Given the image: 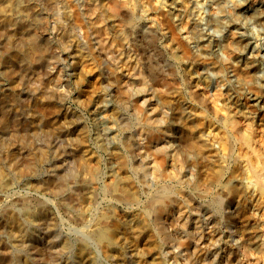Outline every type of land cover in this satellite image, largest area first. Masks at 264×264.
Instances as JSON below:
<instances>
[{
    "label": "rangeland",
    "instance_id": "rangeland-1",
    "mask_svg": "<svg viewBox=\"0 0 264 264\" xmlns=\"http://www.w3.org/2000/svg\"><path fill=\"white\" fill-rule=\"evenodd\" d=\"M88 1L51 0L53 4L38 5L39 13L36 16L38 18H36L38 20L36 23L39 24L37 23L36 34H39L45 41L48 40L46 45L47 48L50 45L48 51L55 56L50 55L52 58H48L45 65L48 64V72H57L60 78L57 84L55 83V86L47 91L44 87L47 86L51 77L46 73L47 71L44 72L42 67L43 73L39 67L30 71L31 73L29 72L31 77L27 73L24 78L20 76L19 69L17 70L15 67V82L18 80L16 84H19L21 89L18 87V98L14 99L16 103L14 102L13 107L11 106L14 108L13 121L17 122L20 126L19 132L24 135H28V133H24L23 129L27 123L26 115L31 112V108L35 107L39 100L47 102V98L48 102L59 106L60 112L68 116L71 130L83 129L81 130L84 132L82 149L86 155L85 159L90 167H97L96 177L91 179L89 185L93 193L92 198L87 195L83 196L84 198L81 200L83 201L84 225H80L77 221L79 213L75 212V200L73 199L75 192L68 190L62 194H56L46 189L44 184L48 179L69 178L77 171V154L74 155L73 151L76 144L73 140L74 135L66 137L61 134L63 132L55 133L53 131L43 133L40 129L32 140L33 143H30L27 139L28 136L23 135V138L19 136L13 131L11 124L8 123L7 126L0 124V165L2 168L5 166L6 174L10 173L5 176L4 188L0 191V210L8 205L19 208L21 199H26L31 207L34 208L40 204L51 214L52 231L48 237L44 234L43 225L35 230L36 237L42 238L38 243L41 257L35 259L36 262L31 261L33 262L31 264H74L73 261L76 260L78 254L74 250L73 244L77 243L84 244L93 252L96 264H116L105 256L103 247L89 233L101 224L112 227L116 232L121 230L126 234V240L123 241V238L119 239L116 232L113 236L110 232L111 237H114L113 254L119 259L118 263L120 264H151L150 253L157 257L159 264H210L207 260L216 252L221 257L217 264H264V194L262 192L264 189V113L249 108H240L239 110L240 105L245 103V98L242 96L243 94L236 96L234 94L238 93L230 92V87L232 88V85L235 87L233 83L239 79L230 68H224L223 72L225 73L216 69L215 71L212 69L214 66L205 60L179 54L180 49L172 39V32L162 23L163 12L167 8L164 2L167 0H129L136 6L138 5L134 20H132L133 24L131 23L126 29L109 27L107 30V36L111 40L120 34L126 38L125 42L128 46L125 42L122 45L113 44L115 53L118 55L132 54L134 61L130 67L138 68L143 72L148 71L151 62L158 61L157 64L155 62L158 79L150 81L147 88L144 87L145 99L151 98L152 105L158 108L160 114L170 121H172L177 105H180L182 109L187 107L186 110L189 111L191 117L189 125L194 131V138L202 145L204 153L206 154L207 151L209 154V156L201 158L194 153H189L185 157L182 142L187 138L188 133L186 130L178 132L176 125L168 122L162 126H165L164 128L170 132L169 138L162 135L147 138L145 136V160H143L139 149L130 148L124 144L130 134L134 136L133 133L136 132L139 125L138 117L141 114L140 111L138 114V110H136L138 109L136 95L144 94L143 87L140 86V90V87L137 89V85L129 84L131 80L130 75L125 73L127 71L121 72V76L117 78L113 73L103 71L105 68L103 66L106 65L105 61H108L106 59L102 60V64H99L96 59L92 63L77 60L74 68L66 59L65 53L68 46L71 48L70 51L82 52L86 55L91 54V48H89V36L84 26L76 23L60 24L58 22V8L63 7L74 19L75 6L83 5ZM233 1L224 0L223 5L228 8L246 3L244 7L249 11L256 6L257 2L259 3V0H235V4ZM188 2L184 0L183 3L192 5L194 12L190 13V10H185L182 13L176 12L178 17L176 30L190 52L197 51V32H205L218 44L224 45L228 32L222 26L218 28L213 26L209 20L217 17L220 21H228L230 14L219 13L220 10L216 2H210V0H188ZM139 10H143L145 13H141ZM124 14L125 12L121 13V15ZM124 17L126 16L124 15ZM195 22L201 23L197 29H193ZM246 26L249 28L246 31L249 30L248 33L253 34L252 36L255 38L256 51L251 59L255 60L257 68L264 71V26L258 27L250 21L248 24L246 22ZM64 27L68 29L66 30ZM65 31H68V34ZM65 35H68L67 47H64L65 44L61 42L62 39L66 40L64 39ZM23 44L20 42L19 45ZM221 50L224 51V49ZM223 51L218 50L216 52L219 53L216 54L227 58ZM172 53H178L180 57L176 56V59L175 54L173 56ZM211 57L214 58L215 54ZM224 58L215 59L225 60ZM172 68L175 72H171ZM169 71L171 75H169ZM36 74L38 77L39 74L42 77L39 78L40 85L43 82V84L46 83V78L48 83L42 87L33 85L34 80H39L36 79L38 78ZM225 75L226 81H221V77ZM18 76L20 79H17ZM169 76L179 82L181 93L179 96L165 101L169 87L161 84L159 80L163 78L170 80ZM203 76H205V81L202 80ZM107 78L108 82H106ZM1 80L3 81H0L1 84H4H2L3 86L0 84V88L3 87L0 92L4 91L6 88L4 86L7 85L5 83L9 82L6 78ZM215 92L219 94V97H215ZM247 93L252 94L248 90ZM102 104L106 105L108 109L99 108ZM22 107L24 109H21ZM21 110L25 111L22 113ZM113 112L119 113L120 121L109 123L108 120L111 119ZM226 118L227 120L230 118V120L227 121ZM0 119L2 120V117ZM105 127L116 130V137L110 136L106 139L102 135V130ZM164 139L168 140L174 151L177 148L176 151L180 149V153L183 154H180L182 158L177 159L171 150L166 157L165 166L160 167L155 153L156 148L164 144ZM243 139L245 140L243 141ZM150 141L157 143L155 147H152V151L146 147ZM34 146L38 148L41 146V149L46 148L45 151H49H46L49 155L47 160L37 167L35 173L22 172V175H17L19 178L15 177L14 171L10 170L6 160H9V156H13L18 161V163L16 161L18 167L25 166L29 162L28 154L32 153L33 149H37ZM123 159L127 161L128 170L126 172L119 168L121 167L120 161ZM143 161H145V171L140 167L144 165ZM200 165L204 167L202 171L207 174V182L203 179L205 175L201 173ZM216 171H219L220 174L218 183L208 182V179ZM122 172L130 178V182L129 184L124 183L121 189L126 192L128 197H134V202H122L109 190L111 185L122 179ZM233 175L241 178V184L238 187L240 198L232 206H229L224 200L220 204L221 206L218 205L220 202L216 204L212 202L215 201L214 198L218 194L226 198L225 189L227 190V186H230V177ZM160 186L171 187L172 192L175 190L174 194H177L176 207L183 206L181 211L190 220L187 224L189 236L183 237L172 226L179 214L176 213V210L172 211L171 209L167 217L160 212H148V201ZM176 190L178 191L176 192ZM61 200H63V204H61ZM68 205L70 207H66ZM199 207L200 209L208 207L213 212L217 237L212 245L211 240H206L210 237L205 232L204 225L208 227L209 221L205 219L204 215L197 216L202 229L200 231L205 239L196 242V251H194L191 240L194 226L192 221L196 218L197 210L195 208ZM140 220L145 221V224L149 226L148 230L145 229L144 235L138 234ZM243 223L247 225V233L244 231ZM0 238L5 239V234L0 233ZM65 239L73 246L64 251L61 249V245L64 241L66 242ZM254 241H259L260 245L256 246L257 243ZM50 243L55 246L53 244V246H49ZM21 251L19 253L20 261H27L26 258L29 260L33 257L31 249ZM1 253L4 257L7 256L3 250Z\"/></svg>",
    "mask_w": 264,
    "mask_h": 264
},
{
    "label": "bare ground",
    "instance_id": "bare-ground-1",
    "mask_svg": "<svg viewBox=\"0 0 264 264\" xmlns=\"http://www.w3.org/2000/svg\"><path fill=\"white\" fill-rule=\"evenodd\" d=\"M185 1L188 2V0H185ZM183 2L184 0H167L166 2H164L165 3L164 5L167 8L165 12H163V18H162L163 25L165 26V28H168L172 32V35H171L172 39L174 40V43L179 46V49H180L179 54L184 55L185 57L200 58L201 60H205L208 64H211L214 66L212 69L214 70L216 69L217 71L223 72L224 68H227V67L230 68L234 72V74L239 77V79L235 83H233L235 84V87H233L234 85H232V88L230 87L231 86L230 83H232V81L230 82L229 80L230 92L238 93V94H234L236 96L237 95L241 96V94H243L242 96H244L245 98V103L240 105L239 110L240 108L241 109L249 108L250 110L261 111L262 113H264V71L263 69L257 68L255 60L251 59L253 58V53L256 51L255 49L256 47L254 45L255 38L254 36H252L253 35L252 33H251L252 35L248 33L249 30L246 31V29L248 28L246 26V22L248 24V21L258 25V27L264 26V0H259V3L257 2L256 6L252 10H249V11L246 10L244 7L246 3H243L241 6L235 5L236 7L234 6V7L226 8L223 5L224 0H212V1L210 0V2H216V4L218 5V9L220 10L219 13L222 12L221 13L222 15H226V12L230 14L228 21H225V20L220 21L217 17L215 19L213 18L211 21L209 20V22L213 26L217 28L222 26L224 27V29H226V31L228 32L226 41L224 45L220 43L218 44L207 33L197 32V35H196L197 51H195L194 53L190 52L185 42L181 40L180 34L176 30V23L178 20L176 12L182 13L185 10H188V11L190 10V13L194 12L192 5L190 4L187 5V3L184 4ZM233 2L234 4L236 3L235 0ZM40 4L50 5L53 3L51 2V0H0V81H2L1 79H5V78L8 79L9 81V82L7 81L8 83H5L8 86L7 85L4 86L6 88L4 89V91H2L3 93L0 92V110L2 111V112L0 111L2 114V116L0 115V118L2 117V120L0 119L1 120L0 124L1 126H4V125L7 126L8 123L11 124L10 126H12L13 131L16 132L19 136H22V138L24 134L19 132L20 126L17 124V122L15 123L13 121L14 117L12 116V112H14L13 110L14 108H12L15 102L14 99L18 98V90H19L18 87L20 88L19 84H16L18 82L17 79H20V76L24 78L25 75H27V73L39 67L40 69L42 67L44 72H46L48 64L45 65V63L50 59L51 57L50 55H53V54H50L51 52L49 53L48 51V48L50 47V45H48L49 46L48 48L46 46L48 44L47 43L48 40L45 41L43 38L39 36V34L38 35L36 34L37 23H38V22L36 23V20L38 19L36 16L38 15L37 13H39L38 5ZM137 7L138 5L136 6V4L131 3L129 0H89L83 5L75 6L74 11H73L74 19L71 18V16L65 11L63 7L62 8L59 7L57 11L58 12L57 14H59V16L57 18L60 24L68 22V24L76 23V24L81 25L82 27L84 26L86 28L85 31L87 35L89 36L88 43H89V48H91V51H90L91 54H87V55L82 52L74 53L70 51L71 48L70 46H68L69 41L67 40L68 35H65V38L63 36V38L66 40L63 41L62 39L61 42L65 44L64 47L68 46L66 48L65 54L67 56L66 59L69 61L72 67L73 68L75 67L77 60H84V61H88V63H92V62H95L94 59H96L99 64H102V60L106 59L108 61H105L106 65L103 66L105 67L103 71H109L108 73H113L114 77L116 78L121 76V72L124 73L125 71H127L125 73L126 74L128 73L130 75V80H131L129 84L137 85L138 86L137 89H139V87L141 86L143 87L142 90L144 91V87L147 88L148 83L150 81L157 80L158 79V69H157L156 64L158 63V61H155L156 64L155 62H151L147 72H143L140 69L135 68V67L131 68L130 65L134 61L132 54L118 55L115 53V50L113 47V44L122 45L126 41V38L120 34V35H117L116 37H113L111 40L107 36L108 34L107 30L109 27L110 28L111 27H118V28L123 27L124 29H126L128 26H130L137 12ZM60 8L63 10H61ZM139 11L141 13H145V11L143 10H139ZM122 12H125L124 15L126 17H124V15H121ZM68 24H66L67 27H68ZM200 24L199 22H195L193 24V29H197L198 26H200ZM67 32L66 34H68ZM152 41L153 40H151V42ZM20 42L21 43L23 42L24 44L20 46L19 45ZM125 44L126 46H128L127 42H125ZM221 49H224L225 51L224 55H226L227 58H224V56L220 57L222 55L218 56L216 54V53H219V52H216L218 50L223 51ZM174 54H175L176 59L177 57H180L178 53H174ZM174 54L172 53L173 56ZM214 54H215V57L212 58L211 55L214 56ZM53 57L55 56L53 55ZM218 57L221 59L224 58L225 60H218V59L216 60L215 58H218ZM15 67H17V70L19 69L18 72L20 73V76H18L19 78L17 77L16 82H15L16 76L14 74ZM42 69H41V72L43 71ZM172 69L173 70L171 72H175L174 68ZM46 73L50 75L51 77L50 79L48 76V78L50 79V81H48L49 83L47 82V78H46V81L43 79V81L48 83L47 86L44 87L47 90L55 86V83L57 84L60 76L57 72H53V71L52 72L47 71ZM40 74H39V77L36 74L38 78L36 77L35 78L39 79L41 77ZM169 75H171L170 71H169ZM29 76L31 77V74ZM169 79L170 80L163 78L159 80L161 84L167 85L169 87L168 92L165 95V99H164L165 101H167L168 99L175 98L179 96V94L181 93V85L179 84V82L176 81L175 78L170 77V76H169ZM108 80L109 79L107 78L106 82H108ZM202 80L205 81V76L202 77ZM28 81H29V78H28ZM221 81H226V75L221 77ZM34 82L35 83L32 82L33 85L35 84L40 85L39 82H41V80L40 79L34 80ZM43 83L42 85H40V87L46 85V83L45 84ZM141 87H140V90H141ZM247 90L251 91L252 94L251 93L248 94ZM132 93L136 94L135 92H132ZM145 93L146 92L144 91V94L141 93L139 95H136L137 101L136 100L135 101L137 104L136 103L134 104L137 105V108H138L136 109L138 110L137 113L140 111L139 113L141 114V116L138 117L139 121L137 120L139 122L138 123L139 128L137 127V123H136V127H137L136 132L133 133L134 136L130 134L129 138L125 140L124 142L125 146H128L130 148L136 147L137 150L139 149L140 151L139 154H141L143 158L141 156L140 157L143 160H145V136L147 138V137H158L159 135H162L165 138H169L171 136L170 132L166 130L164 128L165 126L163 127L162 124L172 122L176 125L178 132L179 131L182 132L183 130H186L188 133L187 138L184 139L182 142V144L184 145V147L182 148H184V153L186 154L185 157L188 156L189 153H194L196 154L197 157H201V158L209 156L207 151H206V154L204 153L205 150H203L202 145L199 142H197L194 138V131L189 125V122H191V117L189 115V111L186 110L187 107L182 109L180 105H177L175 107V114L172 116V121H170L167 117L160 114L158 108L152 105L151 98L145 99ZM128 96H125V97L130 98ZM215 97L216 98L219 97V94L217 92H215ZM120 98L122 97L120 96ZM27 106H24V107L26 108ZM100 107H102V109L104 110L108 109V107L104 104L99 106V108ZM21 109H24V108L22 107ZM31 109H30L31 110L30 113H28V110L26 111L28 113L26 115L27 123L25 122L26 124L23 128L25 130L24 133H28V135L27 134L26 135L28 136L27 139H29L28 141H30V143L37 136L40 129H41V132L43 131V133L44 132L50 133L51 131H53L55 133L63 132L61 134L66 137H70L74 135L73 140H74V144L75 143L76 144H75V148H73V151H74V155L77 154L76 155L77 171L69 178L52 179V180L48 179V181L44 184H45L46 189H49L56 194H62L64 192H67L68 190H70L71 192H75L74 198L73 197L72 198L75 200V204L73 202L75 206V212L78 211L77 213H79V215L77 216V221L80 225H84L85 220L82 216V214L84 213L83 207H82L83 201L81 200H83L82 199L84 198L83 196H87V195H89V197L92 198L93 193L90 190L89 185H90V181H92L96 177L95 174H96L97 167L95 166L94 168L90 167V164H88V162L85 159L86 155L83 153V149H82L83 140H84V132L81 130L83 129L71 130L68 124V120H69L68 116L63 112H60L61 109L59 108V106H56L53 102H50V101L48 102V98H47V102L45 100L44 101L39 100V102L35 105V107ZM15 111L17 112V110ZM119 118H120L119 113L113 112V114L111 115V119H109L108 122L113 123L114 121L119 120ZM228 119L230 120V118ZM102 131H103L102 135L106 139L110 136L116 137L117 135L116 130L110 129L108 127H105V129H103ZM241 138H244V137H241ZM245 139H243V141ZM243 141L242 143H245ZM163 143H164L163 145L156 148V153H155L157 155V158H158L157 161L160 167L165 166V160L168 155V152L173 150V147L168 143V140L164 139ZM156 145L157 143L150 141L149 145H147L146 147L148 150L151 149L152 151V147H155ZM40 147L38 148L34 146V148H37V149H33L32 153L30 154L27 153L29 155V158H28L29 162L26 161L27 164L26 165L24 164L25 166L23 167L20 166L22 168L17 166L18 161L15 159V157L9 156V160H6V161H8V164H9L8 167L10 168V170L14 171L15 177H17V175L20 176V174L22 175V172H26V174H28L27 172L35 173L37 171V167L38 166L40 167V165H42L41 163L47 160L49 155L46 151L48 150L45 151L46 148H44L43 150L41 149L42 147L41 148ZM176 149L175 151L173 150V152L175 153L173 154V156H175L177 159L182 158L180 156L182 152L180 153V149H178L179 152L178 150L176 151ZM55 157H58V156H55ZM143 162H144V165L140 167L145 171V161ZM1 163L3 164V162ZM120 166L121 167L119 168L123 172H126V170H128L126 160L124 159L121 160ZM4 167L2 168L0 165V191H2L1 189L4 188L3 181H4L5 176H7L8 174V173L7 174L5 173ZM199 167L201 169L200 170L201 173L205 175L203 179H205L207 182V174H205V172L202 171L204 170V167L202 165H200ZM141 172L140 174H143ZM200 176L202 178L201 174ZM121 177L122 179L120 180H122L121 181L122 183L119 182L120 180H118V182L116 180L117 183L111 185L109 187V190L114 194V196L118 200L122 202H129V201L134 202L135 198L130 197V196L128 197L126 192L121 189L124 183L129 184L130 178L124 173H123V176L121 175ZM230 178H231L230 186H227L228 187L227 190L225 189L226 198H223L219 194L216 195V197L214 198L215 201H212V202H215V204L220 202L218 203V205H220L222 204V201L224 200L229 204V206H232L233 203L240 198V195L238 194L239 192L238 187H240L241 178L238 176H234V175L231 176ZM219 179H220L219 171L218 172L216 171L215 173H213L212 177L208 179V182L218 183ZM163 186H160L159 189H157L156 193L148 201V204H147L148 212H151V213L160 212L164 216L167 217L170 214L171 209L172 211L176 210V213H179V214L175 219V224L172 226L174 227L175 231L177 230V232L181 234L183 237L189 236L190 233L187 230V224L189 223L190 220L181 211L183 206L179 205L180 207L179 206L176 207V204H177L176 195L177 194L176 195L174 194L175 190L172 192L171 187H167V186L163 187ZM194 186L196 187V185ZM177 191L178 190H176V192ZM262 192L264 194V189L262 190ZM63 200H61L62 201L61 204H63ZM19 203H20L19 208H17L18 206L13 208L12 206L8 205L9 207L7 206L6 208H3L0 210V233L5 234V239L0 238V264H31L35 261V259L37 258L40 259L39 257H41V253H40L41 251L38 248V245H39L38 243L41 241L42 238L40 239L36 237L35 230L39 227H42L41 225H43L42 228L44 229V234L46 235V237H48L49 233L52 231L51 226H50L52 223L51 214L45 210L44 206L42 207V205L40 206L39 204V206L33 208V206L31 207L29 205L26 199L24 200L21 199ZM173 204L175 206H172ZM69 205L66 207H70ZM73 209L72 211H74ZM195 209L197 210V212H195L196 218L192 221L194 226H193V231H192L193 238L191 239L193 242L194 251H196V242L200 239L202 240L205 239V237L202 235V232L200 231L202 230L201 226L198 223V217L200 215L206 216L205 219L209 221L208 227L204 225L205 232L210 237V238H207L206 240L207 241L211 240V245H212V243L216 240V237H217V233H215L216 225L214 226L215 220L213 219L214 214L211 211V209L208 207H205L203 209H200L199 207ZM216 209L218 210V208ZM243 227H244L245 233H247L246 223L245 224L243 223ZM145 229L148 230L149 226L145 224V221L140 220L138 222V234L144 235ZM113 231L114 229L112 227H109L105 224L104 225L101 224L98 227L94 228L89 233L91 236L94 237V240L103 247L105 256L109 258L110 260L114 261L116 264H120L118 263L119 259H117L114 256L113 250H112V244H113L114 237H111L110 232L112 233V236H113L116 230L114 231V233ZM116 234L117 236L119 235V239L123 238V241L126 240L125 239L126 234L122 232L121 230L117 231ZM65 240L66 242L64 241V243L61 245V249L65 251L69 248H72V246L74 245L73 248L74 250H76L78 254V256L76 257V260L73 261L74 264H96L95 256H93L94 255L93 252L90 251L84 244L77 243V244L71 245L69 242H67L68 241L67 239ZM254 243H257L256 246L260 245L259 241H254ZM52 244L50 243L48 245L53 246L54 244L53 245ZM23 249H31V255L33 257L29 258V260L28 258H26L27 261H20L19 253L22 252L21 250ZM1 250H3L7 254L6 257L2 255ZM149 257L151 260V264H159L157 257L154 256L152 253L149 254ZM220 258L221 257L219 253L216 252L210 256L209 260L207 259L205 260H207L210 264H217L219 263L218 260H220ZM39 261L41 262V260ZM69 264H72V263H69Z\"/></svg>",
    "mask_w": 264,
    "mask_h": 264
}]
</instances>
